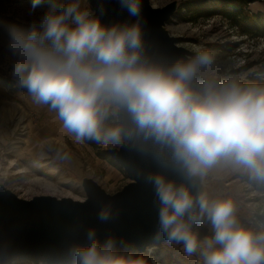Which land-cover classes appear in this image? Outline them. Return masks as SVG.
Listing matches in <instances>:
<instances>
[{
    "label": "clouds",
    "instance_id": "9594fccd",
    "mask_svg": "<svg viewBox=\"0 0 264 264\" xmlns=\"http://www.w3.org/2000/svg\"><path fill=\"white\" fill-rule=\"evenodd\" d=\"M46 2L27 28L0 21V55L10 60L15 86L54 111L77 142L119 145L127 128L129 137L170 152L191 176L224 160L264 183V83L205 77L215 61L208 49L167 68L151 64L142 59L137 24L107 26L81 0H32L29 16ZM121 6L130 16L140 13L139 0ZM119 113L129 123L108 126ZM154 184L168 242L183 243L188 256L199 252L202 264H264V229L239 226L230 200L197 197L162 176ZM204 218L213 235L201 240L191 224ZM74 257L77 264H132L112 250V241L77 248Z\"/></svg>",
    "mask_w": 264,
    "mask_h": 264
},
{
    "label": "rangeland",
    "instance_id": "374dc122",
    "mask_svg": "<svg viewBox=\"0 0 264 264\" xmlns=\"http://www.w3.org/2000/svg\"><path fill=\"white\" fill-rule=\"evenodd\" d=\"M151 1L160 6L171 0ZM31 2L0 0V21L27 28L48 8L46 2L29 16ZM220 2L177 0V10L166 27L179 36V44L196 51L214 52V64L205 77L219 82L235 79L241 83H264V31L249 32L251 26L243 21V16L264 11V0H239L237 14L232 17L219 10ZM201 5L211 6L215 11L206 15V8H199ZM81 6L92 8L89 0H81ZM3 33L4 29H0V34ZM9 71L10 60L0 55V182L17 194L30 196L43 193L30 177L47 176L61 192L83 198L84 177L94 178L111 193L130 181L123 167L103 152L105 148L120 144L104 145L92 139L77 142L63 128L54 111L35 104L27 89L15 86ZM116 123V116L106 122L108 126ZM16 168L25 171L14 172ZM3 171L8 174L3 176ZM202 176L209 201L230 200L235 206L234 215L239 226L257 232L264 229L261 217L264 216V186L261 182L249 179L246 172L233 169L224 160L207 169ZM191 230L201 240L213 235L207 218L192 223ZM128 260L132 264H202L199 252L188 256L183 243L175 241L162 243L142 254L139 251L129 254Z\"/></svg>",
    "mask_w": 264,
    "mask_h": 264
},
{
    "label": "water",
    "instance_id": "95a60500",
    "mask_svg": "<svg viewBox=\"0 0 264 264\" xmlns=\"http://www.w3.org/2000/svg\"><path fill=\"white\" fill-rule=\"evenodd\" d=\"M89 1L105 25L140 27L142 59L151 64L167 68L196 54V50L179 44V36L166 27L177 10V0L160 6L151 0H139L138 16H130L121 0ZM116 117L117 123H129L124 113ZM103 152L131 178L113 193L92 177L82 179L83 198L49 193L24 197L0 182V264H77V248L93 242L104 246L107 241H112L114 252L128 258L129 254L168 241L160 230L161 205L154 184L157 176L177 187H187L197 197L205 195L202 175L191 176L170 152H162L151 140L129 137L127 128L122 143ZM101 214L107 219L101 220ZM194 214H199L198 207Z\"/></svg>",
    "mask_w": 264,
    "mask_h": 264
},
{
    "label": "trees",
    "instance_id": "16d2710c",
    "mask_svg": "<svg viewBox=\"0 0 264 264\" xmlns=\"http://www.w3.org/2000/svg\"><path fill=\"white\" fill-rule=\"evenodd\" d=\"M246 1V0H243ZM239 0H233L232 4V0H221L220 4H219V10H221L224 14L232 17V16H236L237 11L236 7L238 4ZM208 5H201V7L199 8H203L205 9L206 15L212 14L215 9H213V7L208 6ZM246 20L247 23L249 24V32H253V33H261L262 31H264V11L258 12V13H253V14H248L247 16H243V21ZM262 186H264V183H262ZM262 217V221L264 222V216Z\"/></svg>",
    "mask_w": 264,
    "mask_h": 264
},
{
    "label": "bare ground",
    "instance_id": "6f19581e",
    "mask_svg": "<svg viewBox=\"0 0 264 264\" xmlns=\"http://www.w3.org/2000/svg\"><path fill=\"white\" fill-rule=\"evenodd\" d=\"M41 165H43L44 163H40ZM25 170L24 169H21V168H16L14 170V172H24ZM8 172L7 171H3L2 172V175L5 176L7 175ZM30 180L33 181L34 183H36L37 185H39L42 190L41 192L43 193H49V194H55V195H59V196H62V195H65V196H72V197H80L81 196H76V195H73L72 193L70 192H61V189H59L58 185L49 180L47 178V176H39V175H35V176H31L30 177Z\"/></svg>",
    "mask_w": 264,
    "mask_h": 264
},
{
    "label": "built area",
    "instance_id": "2783aa9c",
    "mask_svg": "<svg viewBox=\"0 0 264 264\" xmlns=\"http://www.w3.org/2000/svg\"><path fill=\"white\" fill-rule=\"evenodd\" d=\"M20 195V194H19ZM22 196V195H21ZM33 195H30V196H24V197H32ZM165 242H168V241H165ZM165 242H163V243H165ZM176 242V241H175ZM161 245V244H160ZM157 246H159V245H151L146 251H152L153 249H155ZM146 251H143V252H140L139 251V253H144V252H146ZM129 256V255H128ZM128 259V258H127ZM13 264H15V263H13ZM21 264H47L46 262H39V263H34V262H32V261H26V262H21Z\"/></svg>",
    "mask_w": 264,
    "mask_h": 264
},
{
    "label": "crops",
    "instance_id": "0c3cea01",
    "mask_svg": "<svg viewBox=\"0 0 264 264\" xmlns=\"http://www.w3.org/2000/svg\"><path fill=\"white\" fill-rule=\"evenodd\" d=\"M232 166V165H231ZM233 169H236L234 166H233ZM218 173V172H217Z\"/></svg>",
    "mask_w": 264,
    "mask_h": 264
}]
</instances>
